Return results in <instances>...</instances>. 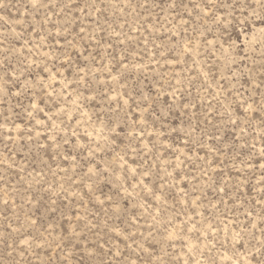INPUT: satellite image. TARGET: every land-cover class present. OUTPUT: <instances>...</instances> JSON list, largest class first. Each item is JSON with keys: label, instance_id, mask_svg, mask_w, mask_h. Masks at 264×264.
Masks as SVG:
<instances>
[{"label": "rangeland", "instance_id": "obj_1", "mask_svg": "<svg viewBox=\"0 0 264 264\" xmlns=\"http://www.w3.org/2000/svg\"><path fill=\"white\" fill-rule=\"evenodd\" d=\"M0 264H264V0H0Z\"/></svg>", "mask_w": 264, "mask_h": 264}]
</instances>
